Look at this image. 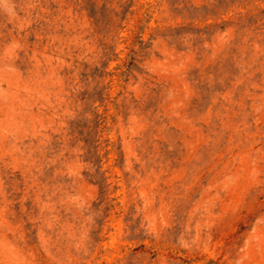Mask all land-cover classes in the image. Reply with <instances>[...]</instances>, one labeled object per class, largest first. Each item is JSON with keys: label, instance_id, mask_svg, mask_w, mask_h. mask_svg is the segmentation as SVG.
Masks as SVG:
<instances>
[{"label": "rangeland", "instance_id": "obj_1", "mask_svg": "<svg viewBox=\"0 0 264 264\" xmlns=\"http://www.w3.org/2000/svg\"><path fill=\"white\" fill-rule=\"evenodd\" d=\"M0 264H264V0H0Z\"/></svg>", "mask_w": 264, "mask_h": 264}]
</instances>
